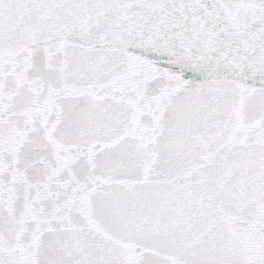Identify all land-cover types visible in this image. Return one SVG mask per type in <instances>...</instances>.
<instances>
[{"label": "snow or ice", "instance_id": "1", "mask_svg": "<svg viewBox=\"0 0 264 264\" xmlns=\"http://www.w3.org/2000/svg\"><path fill=\"white\" fill-rule=\"evenodd\" d=\"M0 264H264V0H0Z\"/></svg>", "mask_w": 264, "mask_h": 264}]
</instances>
